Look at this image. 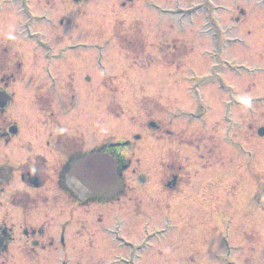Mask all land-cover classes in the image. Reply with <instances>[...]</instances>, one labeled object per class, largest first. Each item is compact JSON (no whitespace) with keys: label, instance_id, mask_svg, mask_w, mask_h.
Returning <instances> with one entry per match:
<instances>
[{"label":"rangeland","instance_id":"obj_1","mask_svg":"<svg viewBox=\"0 0 264 264\" xmlns=\"http://www.w3.org/2000/svg\"><path fill=\"white\" fill-rule=\"evenodd\" d=\"M22 1L0 0V48L16 55L5 72L15 78L6 90L14 96L4 120L19 131L9 147L0 145V165L16 168L28 158V148L49 156L45 141L55 122L68 133L77 130L87 141L84 150L113 138L128 142L132 153L126 155L130 167L122 174L126 189L120 200L82 205L63 187L57 190L64 209L73 212L52 222L63 248L21 254V240L0 254V264H264V211L254 198L256 186L264 184V136H257L264 128V104L250 114L264 95V7L256 6L257 0H212L227 10L212 16L214 25L245 39L223 49V56L244 70L236 74L217 67L219 77L236 90L221 94L213 85H199L197 101L192 76L216 66L214 57L206 60L202 54L212 49L211 40L198 33L207 20L202 14L174 18L155 7L200 0L137 1L128 13L118 11L115 0L79 5L25 0L27 21ZM122 20L112 35V26ZM27 31L49 47V59L40 49L34 52ZM131 37L132 48L144 44L142 56L125 58L119 50L116 42ZM164 53L177 54L180 61L164 69L159 66ZM36 94L50 98L52 118L40 113ZM142 98L148 99L140 112ZM182 113L201 115L203 122L193 123ZM150 123L157 129H147ZM216 123L214 150L209 149L215 162H206L190 138L193 132L212 134ZM175 169L179 187L171 190L165 184ZM141 175L144 185L138 183ZM10 187H21L16 176ZM17 218L9 205L0 207V224H15Z\"/></svg>","mask_w":264,"mask_h":264},{"label":"flooded vegetation","instance_id":"obj_2","mask_svg":"<svg viewBox=\"0 0 264 264\" xmlns=\"http://www.w3.org/2000/svg\"><path fill=\"white\" fill-rule=\"evenodd\" d=\"M83 1L84 0H72L75 5H79ZM115 1L116 8L118 11L122 12V10H124L126 11V13H128L137 1L144 2L145 0ZM196 3L198 4V2ZM199 3H202L200 7L197 10L193 11L208 12L211 14L215 9H217L216 7L213 8L211 6L212 4L210 0H203V2H201L200 0ZM193 4L195 3L190 4L188 7L190 8V6H192ZM122 22L123 20L116 21L114 23V25L112 26V35L116 24ZM132 28L133 27L130 28V31H132ZM214 30L216 31L213 34ZM200 33L201 35H203L202 37L204 39L209 38L212 42V49H204L205 51H208V54L214 51L216 40L219 41L217 42L220 44V46L221 44H226L227 46L237 47L238 45L245 44L244 38L232 35V31L228 28H221L217 26L204 27L200 29ZM213 35H216L217 39H215ZM0 51V63L5 64L6 62L7 65L6 69L0 66V84L3 88H0V92H5L8 96H10V101L7 103L6 107L3 109L0 108V145L4 147H9L10 144L13 142V139L18 135L19 131L17 130L18 132L15 135H10V128L12 126L7 124V122H5L4 120V115L7 112L9 106L12 104L14 96V94L9 95L6 90L10 88L11 85H9V83H11V81L15 78V75H11V77H9L8 74H5V72L7 73V68L12 62L11 58L15 59L16 55L13 54L12 56H10V48H3L0 49ZM165 55L171 60H166L164 58ZM161 59L165 62L171 63V65H168L171 68L175 65V61H180L179 55H173L171 53L162 54ZM219 60L221 66L229 68L232 72L236 74L240 73L241 67L235 66V64L231 63L229 59L223 60L221 52L219 53ZM202 74H205L204 76L206 77H202L200 76V74L198 75V77H195L197 79H200L199 83L204 86L213 85L215 90L221 94L225 92V89H227V87L233 88L232 85H228L222 77H219V75H214V79H211V75L208 73V70ZM203 79H210V81H204ZM220 82L222 83V88H220L218 85V83ZM39 97L41 96H37V98L35 96V98H33L34 104H36L37 101L36 107L39 110H42L43 114H50V118H52L51 106L53 105V103L49 100L50 98ZM198 107L202 111H205L204 107ZM198 121L201 122L200 117L192 118L193 123H197ZM52 124L55 126V129L53 131L51 130V132L48 133V139H46L45 141V148L49 151V156H46L47 154L43 155V150L42 152H40V154H34L32 153V149L28 148V158L25 162L17 165L16 168L11 167L9 163L8 165H0V197H3L5 199V203H1L0 207H2L3 204L9 205L11 207V211L14 212L15 215L19 218H17L18 221L15 224L9 225H7L4 220H2V224H0V238L3 243L4 249H0V254L8 252L9 248H11L14 243L16 244L21 240L24 241L23 245H26V242L29 243V248L23 245L20 247L21 254H26L25 252L29 251H32L34 254H37L38 250L43 253H47L51 250L53 251V249L55 250V252H57L59 248H63L64 246L62 237H60V239H57L55 233H52V222L55 220L56 215L57 217H62L67 214H72L73 212L69 213L67 212V209H64L65 200L63 196L57 194V190H59V188H64L68 191L65 185V174L69 171L70 165L73 162L83 158L85 154L89 153L86 151H94L95 146H93L90 150H84V145L85 142L87 143V141H84L81 138L82 135H80L77 130H71L69 133L73 132V134L70 135L68 131L62 129L57 122ZM219 125L220 124L217 123L214 124L213 127L210 128V130L213 131L212 134H207V136H205L204 133L199 134L198 132H193V136L190 138L191 144L196 152H203V154H199L198 156L201 160H204L206 162H215L216 157L212 154H209V151L211 149L212 151L214 150L213 148H211V146L214 145V132L219 128ZM157 127L158 126H156V129ZM39 149L43 148L39 146ZM47 168H50V172L53 169L54 174L52 176H49L50 173L49 171H46ZM2 169H5L7 179H5V176L1 174ZM176 172L177 174L171 176V179L169 178L170 180L168 179L165 184L168 189L176 190L179 187V170L177 169ZM15 176L19 179L21 187L14 189L12 187L9 188V184ZM60 182L61 184H59ZM55 183H58V185L55 186ZM125 189L126 187H124L123 190L125 191ZM48 193H51V195L43 196V194ZM32 194L40 195L43 198L37 199L36 197L32 196ZM117 200H120V198H117ZM92 202L94 201H77V203L82 205ZM36 218H41L42 222L39 224L40 221H37ZM80 223L81 221L79 220L78 225ZM15 236L19 237L20 239L15 238Z\"/></svg>","mask_w":264,"mask_h":264},{"label":"water","instance_id":"obj_3","mask_svg":"<svg viewBox=\"0 0 264 264\" xmlns=\"http://www.w3.org/2000/svg\"><path fill=\"white\" fill-rule=\"evenodd\" d=\"M7 100L5 94L0 93V108L6 105ZM262 135L263 130H260L259 136ZM140 182H143V179ZM66 186L79 201L86 198L113 197L121 190L116 162L107 155H90L72 166L66 176Z\"/></svg>","mask_w":264,"mask_h":264},{"label":"trees","instance_id":"obj_4","mask_svg":"<svg viewBox=\"0 0 264 264\" xmlns=\"http://www.w3.org/2000/svg\"><path fill=\"white\" fill-rule=\"evenodd\" d=\"M122 44L123 47H122ZM129 44V43H127ZM126 43H121V48L122 50L126 49ZM131 50V52L133 53L134 51V48H129ZM144 50V47H143V44H141V46H138V48H136L135 52L137 54H141ZM2 51V50H1ZM0 51V52H1ZM6 64V62H5ZM5 64L4 63H0V66L3 67L5 69ZM2 70V68H1ZM19 74V73H18ZM98 152L100 153H107V154H110L111 156H113L115 158V160L117 161V164H118V172H121L122 168L127 166L128 165V162L127 160L123 157V154L125 152L129 153V145H125V146H122V145H119V146H114V147H111V143H106V144H103L101 145L99 148H98ZM261 195H263V191H258ZM260 207L264 210V204H262L260 202Z\"/></svg>","mask_w":264,"mask_h":264}]
</instances>
